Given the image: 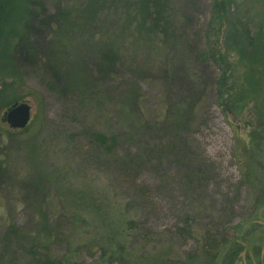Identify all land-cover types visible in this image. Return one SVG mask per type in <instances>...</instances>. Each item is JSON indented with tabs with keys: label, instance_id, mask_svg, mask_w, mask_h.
<instances>
[{
	"label": "rangeland",
	"instance_id": "rangeland-1",
	"mask_svg": "<svg viewBox=\"0 0 264 264\" xmlns=\"http://www.w3.org/2000/svg\"><path fill=\"white\" fill-rule=\"evenodd\" d=\"M138 2L0 11V264H228L206 250L230 239L264 264V77L231 99L245 68L221 17L256 41L264 0H167L157 25Z\"/></svg>",
	"mask_w": 264,
	"mask_h": 264
},
{
	"label": "trees",
	"instance_id": "trees-1",
	"mask_svg": "<svg viewBox=\"0 0 264 264\" xmlns=\"http://www.w3.org/2000/svg\"><path fill=\"white\" fill-rule=\"evenodd\" d=\"M166 1L167 0H139L138 5L142 9V18L143 20H147L148 18L152 19L154 22L153 24L157 25L160 21H163V23L166 21V14L164 15V12L166 11ZM5 4H8V0H0V11H3V7ZM225 7V6H224ZM227 8L225 10H222L221 17H226V27L228 31V35H230V38H233L234 44L238 45V55L240 56V62H242L245 72L242 76V83L241 87L244 91L245 95H242V98H239V100H236L235 96L232 94L235 101H243L245 104V101L243 98L251 96L248 94L249 89H253V84L257 81H260L264 77V29L261 28L260 31L257 33L256 41L254 40V37H250L249 31L247 28H245L243 25L241 26L240 23H238V19L236 17H230L227 13ZM226 11V12H225ZM1 26V25H0ZM22 45H27V39L25 36L22 37ZM220 49L215 48L216 55L219 56V61L222 62L224 60V54L219 51ZM235 70V68H234ZM231 72V70H230ZM234 72V71H233ZM231 72V75L232 73ZM236 73V72H234ZM233 73V74H234ZM230 75V76H231ZM229 76V77H230ZM233 76V75H232ZM235 76V75H234ZM245 85V86H244ZM241 96V95H240ZM16 103H11L9 105V108H12ZM243 104V105H244ZM13 105V106H12ZM12 106V107H11ZM243 108V107H241ZM264 116V115H262ZM252 126V129L249 133L250 138L254 137L256 133H260L259 140H264V117H260L259 125H250ZM20 131V130H19ZM96 140L100 143H104L106 141V137L103 134H96ZM133 223V222H132ZM7 236L6 238L15 235V233L21 232V229L17 227L16 225L12 224L11 222H7ZM230 247L228 250V255L225 258V261L228 262V264H235L236 260L240 256L241 252L243 251L242 246L240 243H236V240L230 239L228 241H224L223 243H217L213 244L211 249L206 250L207 253H210V259L211 261L215 260L218 255L221 252L222 247ZM13 262V261H12ZM33 262L36 264H54L55 261L50 260H41L38 257H33Z\"/></svg>",
	"mask_w": 264,
	"mask_h": 264
},
{
	"label": "water",
	"instance_id": "water-1",
	"mask_svg": "<svg viewBox=\"0 0 264 264\" xmlns=\"http://www.w3.org/2000/svg\"><path fill=\"white\" fill-rule=\"evenodd\" d=\"M31 120V107L28 103L14 105L6 113V121L12 129H25Z\"/></svg>",
	"mask_w": 264,
	"mask_h": 264
}]
</instances>
